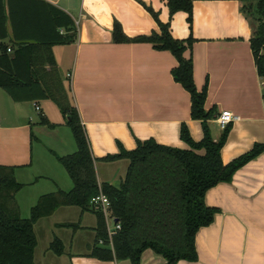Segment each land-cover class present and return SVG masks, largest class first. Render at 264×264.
<instances>
[{"label":"crops","instance_id":"1","mask_svg":"<svg viewBox=\"0 0 264 264\" xmlns=\"http://www.w3.org/2000/svg\"><path fill=\"white\" fill-rule=\"evenodd\" d=\"M40 3L69 16L76 33L71 44L36 47L47 50L44 60L49 56L53 61L50 66L41 61L42 55L35 59L43 65L40 83L49 93L46 99L17 102L0 89V167L12 168L16 183L22 186L15 200L23 219L29 218L41 197L73 188L56 159L76 151L69 115L63 114V108L74 109L83 126L99 185L119 188L128 162L105 158L119 155L121 149L135 150L137 141L153 140L161 146L189 150L180 140L181 126L195 143L203 136L200 122L191 119L189 94L173 80L172 71L178 64L172 54L145 42L113 41L114 23L129 40L159 33L146 8L167 23L165 0H29L21 24L16 21L13 26L5 10L4 43L11 50L16 45H34V37L43 35L47 25L37 9ZM241 9L238 1L196 0L190 25L183 12L170 20L174 39L191 36L194 41L193 81L198 91L206 87L204 108L214 112L208 122L213 141L223 132L216 117L222 111L237 117L220 152L223 165L264 144V82L250 47L253 28ZM17 25L22 39L29 40H15ZM204 203L218 213L195 236L197 261L177 264H264V152L239 169L231 183L208 190ZM96 224L95 213L77 207H60L38 220L33 227L34 263L131 264L90 256ZM55 239L62 244L61 255L49 250ZM139 264L165 261L146 250Z\"/></svg>","mask_w":264,"mask_h":264},{"label":"trees","instance_id":"2","mask_svg":"<svg viewBox=\"0 0 264 264\" xmlns=\"http://www.w3.org/2000/svg\"><path fill=\"white\" fill-rule=\"evenodd\" d=\"M29 0H0V89L13 101L41 100L49 95L41 87L42 64H36L37 55L50 66L52 58L46 56L47 50L36 47L71 44L75 37V24L62 11L40 3L37 9L46 17L43 35L34 37V45L11 50L4 43L6 38V15L14 24L22 23V11L28 9ZM196 0H165L169 20L178 12L187 15L191 24L192 4ZM242 4L241 12L252 25L253 35L250 47L258 76L264 82V0H226ZM159 28V33L149 37L127 39L119 24L114 23L113 41L119 43L145 42L152 44L157 51H167L177 61L172 71L173 80L190 96L191 119L199 121L202 139L195 143L182 125L180 140L189 150H179L156 144L153 140L137 141L135 150L121 149L119 155L105 158L107 162L126 160L128 168L119 188L107 184L99 185L95 174L94 162L83 126L74 109L63 108L69 115L68 126L71 130L76 151L66 157H56L72 181L69 192H57L41 197L30 210L28 219L19 215L15 200L22 188L17 184L12 168L0 167V264H35L33 253L36 239L34 224L51 216L60 207H77L81 211H91L89 203L100 191L108 198L110 209L120 231L112 239V250L108 247L105 222L100 213H95L97 224L95 243L90 256L99 261H129L139 264L146 250L160 256L165 264L180 261L196 262L195 236L199 229L212 224L217 209L204 203L205 193L219 184L231 183L235 173L247 163L264 152V144L255 145L245 155L223 165L220 152L223 148L230 126L226 127L218 141H213L208 122L213 111H205L206 87L200 91L193 81V62L191 48L193 39H174L169 21L162 23L157 14L146 8ZM17 21V22H16ZM49 25V27H48ZM16 41H25L15 26ZM10 49V52L7 50ZM48 88V87H47ZM264 98V92H263ZM59 103V102H58ZM43 118V116H41ZM44 120V119H43ZM92 212V211H91ZM94 213V212H93ZM64 227L77 229V225ZM102 240L106 245L98 246ZM56 255L63 253V247L55 239L49 247Z\"/></svg>","mask_w":264,"mask_h":264},{"label":"built area","instance_id":"3","mask_svg":"<svg viewBox=\"0 0 264 264\" xmlns=\"http://www.w3.org/2000/svg\"><path fill=\"white\" fill-rule=\"evenodd\" d=\"M10 52V49L7 50ZM36 112L40 114V107L35 106ZM41 116H43L41 114ZM237 120V117H235L233 114H231L228 111H222L217 117H216V123L218 124L219 128L223 131L226 127L230 126L232 123H234ZM90 209L94 213H100L103 216L104 222H105V229H106V236H107V244L108 247L112 250V239L114 235L118 231H120V225L116 222L114 219L111 209H110V202L108 198L100 191L98 195L93 197L89 203ZM110 222H112L113 227L110 226ZM106 245L104 241L99 240L98 246H104Z\"/></svg>","mask_w":264,"mask_h":264},{"label":"rangeland","instance_id":"4","mask_svg":"<svg viewBox=\"0 0 264 264\" xmlns=\"http://www.w3.org/2000/svg\"><path fill=\"white\" fill-rule=\"evenodd\" d=\"M169 28H170V20H169ZM110 226L113 227L112 222H110Z\"/></svg>","mask_w":264,"mask_h":264}]
</instances>
